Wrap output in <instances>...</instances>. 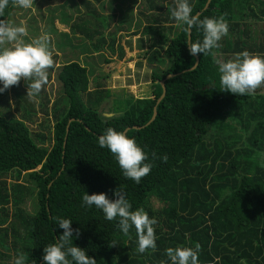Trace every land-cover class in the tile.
Instances as JSON below:
<instances>
[{"label":"trees","instance_id":"trees-1","mask_svg":"<svg viewBox=\"0 0 264 264\" xmlns=\"http://www.w3.org/2000/svg\"><path fill=\"white\" fill-rule=\"evenodd\" d=\"M206 1L188 3L192 15L200 11L201 19L223 16L227 22L228 34L219 41L217 52L248 51L264 57V28L257 31L255 42L233 37L238 30L241 35L249 31L247 24L239 29L240 24L233 22L236 0H208L202 9ZM141 3L147 12L142 15L146 25L141 33L149 39L147 46L152 52L147 59L154 64L141 97L113 100L106 116L97 106L108 96V88L96 83V78L90 88L85 65L67 60L56 66L60 97L50 107L47 99L38 100V112L50 123L43 120L41 131L34 133L26 124L35 113L33 99L26 96L30 82L21 80L18 86L0 93V107L9 109L8 94L20 116L0 108V264L12 257L14 264L21 254L25 264H44V247L56 243L63 233L53 217L68 219L74 230L79 229L78 238L73 233V245L85 250L97 264H171L165 251L168 247L194 248L196 243L201 245L199 264H241L242 260L264 264V85L255 95L221 91L214 63L216 49L208 55H189L187 26L171 15L175 0ZM13 10L10 0L0 19L13 24ZM47 12L51 15L53 9ZM89 12L92 16L77 18L83 24L76 22L74 27L84 32L88 21L93 28L91 36L97 35V42H103L98 32L109 26L113 17L99 20V15ZM259 12L264 14V5ZM52 19L45 22L49 26L45 33L56 32ZM59 20L65 23L67 19L60 16ZM70 26L73 28L72 23ZM125 30L127 33V27ZM40 36L36 29L33 39ZM112 36L107 35L110 50ZM189 40L202 42V30L193 27ZM154 47L168 57L167 62L153 60ZM167 75L171 76L165 78ZM161 80L164 94L155 104ZM109 127L119 132L126 129L124 133L146 153L145 162L152 164L139 184L126 179L113 154L99 147L98 137ZM7 175L13 177L10 184L3 179ZM117 188L132 211L143 209L156 219L155 251L139 253L134 227L124 235L118 219L108 221L102 210L82 204L85 193H105L115 199ZM25 197L30 198L29 211L23 207Z\"/></svg>","mask_w":264,"mask_h":264},{"label":"clouds","instance_id":"clouds-1","mask_svg":"<svg viewBox=\"0 0 264 264\" xmlns=\"http://www.w3.org/2000/svg\"><path fill=\"white\" fill-rule=\"evenodd\" d=\"M10 0H0V17L4 15ZM34 0H11L13 7L30 9ZM172 17L187 27L190 32L193 27L203 32L202 42H186L189 55H208L213 49L221 47L219 41L228 34V25L224 17L218 19H201L199 15H192V7L188 0H175V7L171 9ZM28 35L24 26H13L10 22L0 19V93L11 86H18L20 81H29L26 96L32 99L39 95L48 83V70L54 67L53 54L49 49L50 37L47 34L25 43L22 39ZM5 45H10L6 47ZM218 65L221 91L237 96L255 95L256 90L264 85V57L243 51L236 54L234 59L224 61L215 59ZM98 145L107 148L115 157L123 176L139 184L141 179L151 171L152 164L146 153L137 145L133 138L124 132L109 127L103 135L98 137ZM164 162L167 157L162 158ZM115 199H109L107 194H87L82 197V204L95 206L102 210L105 219H118V226L124 235H128L130 228H135L138 237L137 251L143 254L146 250H156V235L154 225L156 219L149 218L143 210H131V204L120 188L114 190ZM57 226L63 229L54 244L43 249L44 264H97V261L86 254L85 250L73 245V233L79 237V229L71 227V221L60 217H53ZM111 243L110 246H114ZM199 243L195 247H168L166 255L171 264H199ZM69 257L71 259H69ZM14 264H25L21 254L14 260ZM246 264V261H241Z\"/></svg>","mask_w":264,"mask_h":264},{"label":"rangeland","instance_id":"rangeland-1","mask_svg":"<svg viewBox=\"0 0 264 264\" xmlns=\"http://www.w3.org/2000/svg\"><path fill=\"white\" fill-rule=\"evenodd\" d=\"M86 1L88 2H85V0H34L33 6L30 9L14 7L12 11V25L17 26L19 24L18 26H24L30 34V37L23 39L25 43H30L33 40V36L36 35V29L38 35L40 34L39 30H44L45 28L49 30V26H45V22L51 23V16H53L52 21L56 23V31H58L52 41H55L56 46L53 45L52 42H50L49 45L55 63L54 67L48 70V83L43 87L37 97L32 98L33 105H31V108H33L35 113L31 114L30 121L26 122L31 132H40L39 123L43 120L50 123L49 118L45 119L42 117L43 114L40 113V110L38 112V100L43 99L44 101L47 99V106L50 107L51 102L60 97V89L55 80V74L57 67L67 60L85 65L88 71V79H90V88H92V84L94 83V79L92 78H96V83L98 82L101 86L104 85L108 88V96L104 97L97 106V111L100 113L107 114L109 108L113 105V100L125 97V99H127L128 95L132 97H141L147 88L150 67L154 66V64L149 63L147 59V57H150V52H152L147 46L149 39L141 33L143 26L146 25L142 15L147 13L141 3L142 0H107V4H102V0ZM247 1L249 4L245 5L244 2ZM255 1L256 0H236V17L233 22L240 24L238 27L239 29H241L242 24H247L249 29L246 35H241L239 30L235 32L233 37H236L237 41H245L247 43L255 42L256 39L258 40L259 38L257 31L264 28L263 21L261 22L259 18L256 17L260 14L259 10H261L262 5H264V0H258V3ZM47 9H53L51 15H48L49 11L47 12ZM248 9L252 10L253 15H256L254 19L252 18L253 15L249 14ZM89 11L99 15V20H103L108 15L113 17L112 21L108 20L109 26L98 32L103 37V42H97L99 36H91L93 28L89 26L90 24L88 21L87 24L85 23V28L87 30L84 32L81 28L74 27V25L77 26V23L79 25L83 24L79 23L77 18H81L85 15L92 16ZM41 16L44 17V19L35 23L34 21L39 20ZM60 16L67 19L65 23L60 22ZM71 23L73 28L70 26ZM121 26L124 29H122ZM126 27L127 33L124 32L126 31ZM44 32L45 31H42V33ZM110 32L114 34V36H112L113 50L107 47L109 43L107 35H113ZM228 43L230 44L231 41L229 40ZM93 45L97 47L96 50ZM120 47L122 48V57H120L118 52ZM153 51H156L153 53L155 57L153 59L154 61H157V59L158 63L162 59L165 62L168 61V57H164L161 50L159 52V49L154 47ZM217 51L218 49L214 51L217 59H222L224 61L234 59L236 56V54H220ZM7 102L9 104L8 110H6V106V109L3 107L0 108L5 112L8 111L16 118H19V113L13 108L12 99L8 94ZM37 168L38 166L34 169ZM22 173L23 172L20 174ZM3 179L9 184L13 181V177L9 175L5 176ZM19 182L24 183L22 179H20ZM25 184L31 187L30 183ZM29 203L30 198L25 197L23 199V207L27 211L30 210ZM6 264H13V257L8 260Z\"/></svg>","mask_w":264,"mask_h":264},{"label":"water","instance_id":"water-1","mask_svg":"<svg viewBox=\"0 0 264 264\" xmlns=\"http://www.w3.org/2000/svg\"><path fill=\"white\" fill-rule=\"evenodd\" d=\"M207 3H208V0L206 1V3L204 4V6H203V8L202 9H204L206 6H207ZM200 13V11H198V12H196L194 15H198ZM188 39H189V32H187V42H188ZM196 62H197V59H195V62H194V65L196 64ZM194 65L192 66V67H194ZM169 76H171V75H167L165 78H168ZM160 85H161V94L159 95V97L156 99V101H155V104H157L160 100H161V98L163 97V94H164V86H163V81L161 80L160 81ZM154 114H155V111H154V109H153V111H152V115H151V118L149 119V121L152 119V117L154 116ZM104 115H106V116H109L108 114H104ZM148 121V122H149ZM126 130V129H125ZM124 130V131H125ZM123 131V132H124ZM64 144V140H63V143H62V145ZM38 264H40V263H38Z\"/></svg>","mask_w":264,"mask_h":264},{"label":"crops","instance_id":"crops-1","mask_svg":"<svg viewBox=\"0 0 264 264\" xmlns=\"http://www.w3.org/2000/svg\"><path fill=\"white\" fill-rule=\"evenodd\" d=\"M263 6V5H262ZM258 16H261V17H258L259 18V20L261 19V22L263 21V24H264V14H259ZM257 17V16H256ZM253 19H254V16L252 17ZM52 25L54 26V27H56V29H57V26H56V23L55 22H52ZM55 29V30H56ZM40 31V35H44V34H47V35H49V37H50V42H52L53 41V39H54V37H55V35L58 33V31H56V32H49V33H42V31H43V29L42 30H39ZM67 35V34H66ZM55 42V41H54ZM54 42H52L53 43V45H54Z\"/></svg>","mask_w":264,"mask_h":264}]
</instances>
